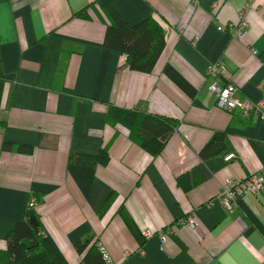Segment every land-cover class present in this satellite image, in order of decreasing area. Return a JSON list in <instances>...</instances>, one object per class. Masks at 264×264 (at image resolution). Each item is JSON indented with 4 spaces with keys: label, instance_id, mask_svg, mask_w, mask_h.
I'll return each mask as SVG.
<instances>
[{
    "label": "crops",
    "instance_id": "obj_1",
    "mask_svg": "<svg viewBox=\"0 0 264 264\" xmlns=\"http://www.w3.org/2000/svg\"><path fill=\"white\" fill-rule=\"evenodd\" d=\"M106 2L130 24L161 25L151 74L106 47ZM246 8L240 38L218 30ZM263 80L264 0H0V252L33 207L68 264H82L84 239L115 264H264V193L242 192L231 212L219 200L264 167V121L208 92L232 84L256 103ZM111 108L173 119L175 133L154 156L110 123ZM103 149L107 164L77 161ZM190 215L195 228L181 224Z\"/></svg>",
    "mask_w": 264,
    "mask_h": 264
},
{
    "label": "trees",
    "instance_id": "obj_2",
    "mask_svg": "<svg viewBox=\"0 0 264 264\" xmlns=\"http://www.w3.org/2000/svg\"><path fill=\"white\" fill-rule=\"evenodd\" d=\"M96 8L101 13L106 10L111 14L107 25L106 47L125 56L130 70L151 74L165 46V35L161 25L153 17H148L135 25L130 24L110 2L97 5ZM90 13L83 12L79 16L90 19ZM108 119L114 127L125 128L131 138L135 136L154 156L160 153L164 143L171 138L177 127L175 120L170 118L151 114L139 117L135 111L118 108L110 109ZM136 129L139 136L136 135ZM13 146V143L6 142L3 149L11 151ZM24 149L32 151V148L23 146L17 147L16 150L21 153ZM102 151L98 157L81 156L77 161L91 166L107 164L109 162L107 149ZM31 217L37 219L38 228L31 226L30 223L19 224L6 239V250L0 252V264H68L53 239L44 231L33 207L28 211V218ZM24 240L30 241L29 248L23 244ZM74 248L80 255L82 264H105L99 240L95 242L88 239L80 240L75 243Z\"/></svg>",
    "mask_w": 264,
    "mask_h": 264
},
{
    "label": "built area",
    "instance_id": "obj_3",
    "mask_svg": "<svg viewBox=\"0 0 264 264\" xmlns=\"http://www.w3.org/2000/svg\"><path fill=\"white\" fill-rule=\"evenodd\" d=\"M217 6L218 5H216L214 8ZM247 11L248 8H246L244 12L240 13L239 23L219 27L218 30L221 32L230 31L234 37L240 38L248 29V23L246 21ZM252 52L256 54L255 51L252 50ZM223 68L224 66L221 61L215 63L209 67L207 71L208 78L215 77ZM259 89L262 93V98L256 103L248 101L241 102L237 97L238 89L232 84L221 86L217 83H213L208 87V92L209 95L216 99V105L220 109L230 114L240 111L245 119L256 117L257 119L264 121V80L259 85ZM244 191L250 192L254 195L264 193V167L260 170L259 174L248 177L246 181H229L220 196V203L224 208L231 212L233 210V202H235ZM181 224H187L192 228L197 227V221L192 215L182 221ZM153 234L154 233L150 231H146L144 232V237L146 240H149L153 238ZM159 239L161 242L166 240L163 234L159 235ZM100 251L103 255L105 264H115L108 251L101 244Z\"/></svg>",
    "mask_w": 264,
    "mask_h": 264
},
{
    "label": "water",
    "instance_id": "obj_4",
    "mask_svg": "<svg viewBox=\"0 0 264 264\" xmlns=\"http://www.w3.org/2000/svg\"><path fill=\"white\" fill-rule=\"evenodd\" d=\"M30 222H31V225L34 226L35 228H38V222L36 220L35 217H31L30 219ZM23 244L26 246V247H30V241L29 240H24L23 241Z\"/></svg>",
    "mask_w": 264,
    "mask_h": 264
}]
</instances>
